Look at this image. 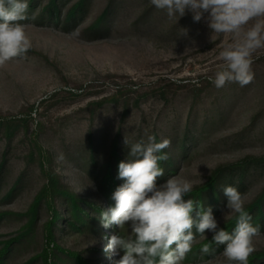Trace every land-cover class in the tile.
<instances>
[{"label":"rangeland","instance_id":"1","mask_svg":"<svg viewBox=\"0 0 264 264\" xmlns=\"http://www.w3.org/2000/svg\"><path fill=\"white\" fill-rule=\"evenodd\" d=\"M80 1L59 0L54 18L51 0H27L34 8L20 23L31 48L0 67L2 264H76L72 256L91 264L120 259L109 260L105 249L111 235L127 236L130 229H106L99 220L101 210L114 205L101 177L116 161L115 143L127 161L132 144L152 135L169 139L174 163L162 167L157 185L170 177L185 179L193 185L185 199L196 201L198 192L224 176L227 186L242 184L246 211L264 194V48L253 53L248 85L232 82L218 89L212 81L222 63L219 53L232 38L212 33L207 13L195 22L186 11L176 21L150 0H89L74 26H65ZM103 15L102 30L95 31ZM53 176L58 192L68 189L88 205L95 227L67 225ZM123 183L118 179L112 192ZM226 205L227 197L213 205L218 229L236 221L238 214ZM260 227L248 264H264ZM204 235L196 234L182 264H234L223 245L202 253L214 233Z\"/></svg>","mask_w":264,"mask_h":264},{"label":"clouds","instance_id":"2","mask_svg":"<svg viewBox=\"0 0 264 264\" xmlns=\"http://www.w3.org/2000/svg\"><path fill=\"white\" fill-rule=\"evenodd\" d=\"M150 3L176 21L186 11L192 13L195 22L207 13L212 33L231 36L232 42L219 53L222 63L212 81L216 88L232 82L243 87L254 79L252 56L257 49L264 48V0H150ZM28 7L27 0H0V67L22 57L31 48L26 25L20 23L29 18ZM182 32L187 35L186 29ZM124 143L127 145L128 141L125 139ZM170 145L169 139L157 142L154 135L148 136L147 142L132 144L127 161L119 162L117 178L124 183L115 189L114 205L102 209L99 220L106 229L127 226L130 234L111 235L105 249L107 258L120 256L115 264H182L196 243V234L205 236L208 230L214 235L211 242L201 247L202 253L213 252V244L223 245L227 260L248 264L261 227L251 223L241 193L233 186L222 188L227 208L238 215L231 233L218 229L211 207L185 199L192 191L191 182L170 177L157 185V179L164 176L160 162L167 161L164 150Z\"/></svg>","mask_w":264,"mask_h":264},{"label":"trees","instance_id":"3","mask_svg":"<svg viewBox=\"0 0 264 264\" xmlns=\"http://www.w3.org/2000/svg\"><path fill=\"white\" fill-rule=\"evenodd\" d=\"M58 2L59 0H51L50 3V7L48 8L49 13L52 15V17L56 18L58 17L56 14V11H58ZM89 0H81L79 2V4H77L76 6H74L68 13V15L66 16L65 20L63 21L65 26H74L75 22L78 21V19L80 17H82L84 15V12L86 11L87 8V4H88ZM33 2L29 3V8L27 10V15H31L32 11H33ZM107 15H103L101 17V19L94 25V30L95 31H101L102 27H103V23L105 21ZM157 142H160L161 140L159 138H156ZM115 148H114V155L113 157L116 159V161H111L110 163H108L107 168H106V172L103 175L102 170L99 173V178L101 177V186H105L106 188H108L107 186H109L108 190L110 192H108V194L110 193V202L113 203L114 201L112 200V194H113V190L112 187L114 186V183L117 182L118 178V164L119 162L123 161V158H120L118 155L117 150L119 149L118 143H115ZM165 153H167L168 155V159L167 161H161L160 162V166L161 167H165L166 166H171L174 163V155H170L169 149L166 148L164 150ZM91 159H89V161H95V154H94V150H92L91 152ZM116 166V167H115ZM246 167H241V175H243V173L245 172ZM117 171V172H116ZM239 171V172H240ZM90 173V171H87ZM117 174V175H116ZM225 178V176H224ZM223 178H215L213 180V182L209 185L208 188H206V190H203L201 193L198 192V196H197V202L202 204L205 208L207 207H211L213 208L215 206L219 207L222 203H223V199L224 197H226L222 191V188L227 186L226 182L224 181L225 179ZM227 178V177H226ZM51 186H53L54 191L53 193H57L60 196L62 195V201L61 204L64 206V208L66 209V212L68 213V220H67V225L71 228H78L79 226L81 227L86 226L87 225H91L92 227H95L96 225V218L91 217L89 212H87V208L86 206H88L85 202H82L81 197L77 196V195H73L70 190L68 189H63L62 191L58 192V180L55 176H53L51 179ZM225 183V184H224ZM107 184V185H106ZM231 182L229 183L230 186ZM237 190H240L242 188V184L239 183L237 185ZM92 209V206H89ZM97 209V208H96ZM247 212L249 213V215L252 217L251 223L253 225H263L264 224V194L262 195V197L254 204V206L252 208H250L249 210H247ZM59 213V212H58ZM59 217L57 218L58 220L61 221L62 217L60 216V214H58ZM235 228V221L231 223V225L229 227H227L225 230L228 231L229 233H231ZM123 231V229H122ZM55 233V232H54ZM120 233V232H119ZM121 235V233H120ZM215 245V244H213ZM6 251V250H5ZM8 251V250H7ZM6 251V253H7ZM4 253V252H3ZM5 253V254H6ZM73 261L76 262V264H91L90 262L77 257V256H72ZM2 264V263H0Z\"/></svg>","mask_w":264,"mask_h":264}]
</instances>
